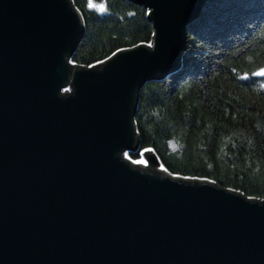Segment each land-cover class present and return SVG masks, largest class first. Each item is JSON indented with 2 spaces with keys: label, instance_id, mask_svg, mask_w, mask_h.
<instances>
[{
  "label": "water",
  "instance_id": "95a60500",
  "mask_svg": "<svg viewBox=\"0 0 264 264\" xmlns=\"http://www.w3.org/2000/svg\"><path fill=\"white\" fill-rule=\"evenodd\" d=\"M132 1L151 42L82 66L72 0H0V264H264V199L125 156L140 88L180 68L207 0Z\"/></svg>",
  "mask_w": 264,
  "mask_h": 264
},
{
  "label": "trees",
  "instance_id": "16d2710c",
  "mask_svg": "<svg viewBox=\"0 0 264 264\" xmlns=\"http://www.w3.org/2000/svg\"><path fill=\"white\" fill-rule=\"evenodd\" d=\"M96 1L103 10L72 0L84 22L72 63L91 66L119 49L151 42L148 9L132 0ZM253 2L259 4L257 21L248 19L244 39L231 41L240 30L227 18L237 19L239 6L245 10ZM186 30L180 68L138 92L133 121L139 143L126 157L141 160L148 149L172 173L263 199L264 77L252 73L264 66V0H207Z\"/></svg>",
  "mask_w": 264,
  "mask_h": 264
},
{
  "label": "rangeland",
  "instance_id": "374dc122",
  "mask_svg": "<svg viewBox=\"0 0 264 264\" xmlns=\"http://www.w3.org/2000/svg\"><path fill=\"white\" fill-rule=\"evenodd\" d=\"M90 3L92 4V5H94V6H92L93 8H95V9H97V10H103V3H100V2H97L96 0H88V4L90 5ZM257 5H259L257 2L256 3H250V5L249 6H246V8L247 9H245L244 10V8L242 7V4L239 6V7H237V9L239 8V9H242V11H244V14L242 13V11H241V14H240V16H237V19L235 18V15H232V16H229L227 19V21H231L230 23H232V26L235 28H238L237 27V25L239 26V34H237L236 33V31L235 32H232V33H234L233 35H232V39H231V41H236V42H238V41H240V40H242V39H244V31L243 32H241L243 29H245L246 28V26L248 25V22H247V20L249 19L250 20V22L252 23L253 21H257V17H259V13H257ZM250 12H252V14H254L253 15V18H252V15H251V13ZM236 24V26H234L233 24ZM241 28V29H240ZM240 32H241V34H240ZM238 44V43H237ZM177 71V70H176ZM64 90V87L63 88H61V91H63ZM144 163V161L143 160H138V161H135V164H143ZM236 190H238V189H236ZM240 191V190H239ZM242 192V191H241ZM258 199H261V198H258ZM264 199V198H263Z\"/></svg>",
  "mask_w": 264,
  "mask_h": 264
},
{
  "label": "bare ground",
  "instance_id": "6f19581e",
  "mask_svg": "<svg viewBox=\"0 0 264 264\" xmlns=\"http://www.w3.org/2000/svg\"><path fill=\"white\" fill-rule=\"evenodd\" d=\"M204 4H205V3H204ZM204 4H203V5H204ZM203 5H202L201 9L203 8ZM200 11H201V10H200ZM199 13H200V12H199ZM198 15H199V14H198ZM197 17H198V16H197ZM195 18H196V17H195ZM195 18H194V19H195ZM194 19H193V20H194ZM193 20H192V21H193ZM190 23H191V22H190ZM186 28H187V27H186ZM186 45H187V42H186ZM186 48H187V46H186ZM185 50H186V49H185ZM103 60H104V59H103ZM126 152H127V151H126ZM126 152H125V153H126ZM125 156H126V154H125ZM127 158H128V157H127ZM128 159H129V158H128ZM130 160H131V159H130ZM131 161H132L133 163H135V161H133V160H131ZM164 168H165V167H164ZM165 169H166V168H165ZM166 170H167V169H166ZM168 171H169V170H168ZM175 174H177V173H175ZM179 175H180V174H179ZM192 177H194V176H192Z\"/></svg>",
  "mask_w": 264,
  "mask_h": 264
},
{
  "label": "snow or ice",
  "instance_id": "6c2138e0",
  "mask_svg": "<svg viewBox=\"0 0 264 264\" xmlns=\"http://www.w3.org/2000/svg\"><path fill=\"white\" fill-rule=\"evenodd\" d=\"M90 7H92V6H94V5H92L91 3H90V5H89ZM257 75H264V72H261V73H257Z\"/></svg>",
  "mask_w": 264,
  "mask_h": 264
}]
</instances>
